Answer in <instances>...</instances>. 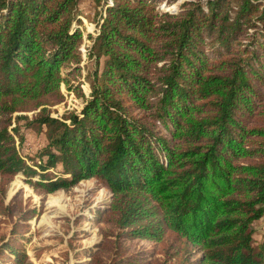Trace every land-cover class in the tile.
<instances>
[{"label": "trees", "instance_id": "trees-1", "mask_svg": "<svg viewBox=\"0 0 264 264\" xmlns=\"http://www.w3.org/2000/svg\"><path fill=\"white\" fill-rule=\"evenodd\" d=\"M94 1L87 98L80 0H0V264H28L38 215L6 204L18 174L43 194L108 191L85 219L102 236L87 264H264V0ZM63 87L85 105L55 118ZM23 127L46 137L39 164Z\"/></svg>", "mask_w": 264, "mask_h": 264}, {"label": "rangeland", "instance_id": "rangeland-1", "mask_svg": "<svg viewBox=\"0 0 264 264\" xmlns=\"http://www.w3.org/2000/svg\"><path fill=\"white\" fill-rule=\"evenodd\" d=\"M109 1L111 2L112 0ZM184 1L186 0L167 5V1L164 0L158 6V10L175 13ZM169 8L172 9L169 10ZM79 10L78 17L81 21L79 28L83 36L80 51L84 60L81 64L82 71L81 76H79V87L85 97L88 98L90 94L88 74L89 71L94 69V63L87 60V48L92 46V41L87 36L89 34L96 37L99 34L97 33L98 24L105 13L103 6H98L94 0H80ZM62 91L64 93V102L53 108L52 116L55 118L61 117L65 111L81 112L85 105V99L77 97L73 92L67 90L66 87H63ZM71 93H73V97H71ZM23 124L24 121L21 122V125ZM22 134L24 140L21 144L20 139L17 138L20 154L27 158L28 164L32 166L39 164L42 159L40 154L47 145L45 135L24 127L22 128ZM46 160L47 158H43L44 162ZM34 168L39 171L37 167ZM62 171V166L58 165L53 170V173L50 171L48 174H59ZM37 178L35 176L33 180ZM27 179L28 177L23 174H18L14 178L7 193L6 204H9L15 195H19L20 198L25 200V204L29 205L26 210L29 208L38 210V215L29 221L30 229L26 235V240H21L26 248L28 264H87L90 258L86 257V254H95L97 252V247L102 242V236L98 232L100 226L93 222H87L85 219L86 217L92 218V215L101 207L102 203L111 202V196L108 191L100 188L97 181L91 179L81 181L79 184L65 189L67 192L62 189L51 194H43L41 189H37ZM58 195L64 198V206L49 207V198ZM44 215L48 217V220L41 222ZM1 219L5 218L0 216ZM255 228L256 232H258L256 237L259 240L264 234V218L256 224ZM11 229V223L5 225L3 234H6L7 238L10 236ZM19 239H23V235H19ZM10 254L7 251L4 260H7Z\"/></svg>", "mask_w": 264, "mask_h": 264}, {"label": "bare ground", "instance_id": "bare-ground-1", "mask_svg": "<svg viewBox=\"0 0 264 264\" xmlns=\"http://www.w3.org/2000/svg\"><path fill=\"white\" fill-rule=\"evenodd\" d=\"M64 198L60 195L58 196H51L49 198V201H48V206L49 207H55V206H64L63 203H64ZM61 209V208H60ZM51 210V209H50ZM56 213V212H55ZM50 214V213H49ZM42 221L41 222H45L48 220V217L46 215L42 216ZM49 222V221H48ZM45 224V223H44ZM50 225V224H49ZM52 227V225H51Z\"/></svg>", "mask_w": 264, "mask_h": 264}, {"label": "built area", "instance_id": "built-area-1", "mask_svg": "<svg viewBox=\"0 0 264 264\" xmlns=\"http://www.w3.org/2000/svg\"><path fill=\"white\" fill-rule=\"evenodd\" d=\"M89 33V32H88ZM97 33H99V29L97 30ZM73 93H71L70 95H71V97H73V95H72ZM18 145V144H17Z\"/></svg>", "mask_w": 264, "mask_h": 264}]
</instances>
